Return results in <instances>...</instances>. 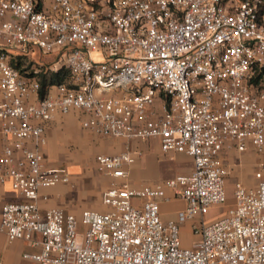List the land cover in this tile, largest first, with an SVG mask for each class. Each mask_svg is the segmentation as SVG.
<instances>
[{"label": "built area", "instance_id": "2783aa9c", "mask_svg": "<svg viewBox=\"0 0 264 264\" xmlns=\"http://www.w3.org/2000/svg\"><path fill=\"white\" fill-rule=\"evenodd\" d=\"M31 47L52 53L49 69L64 66L68 86L40 96L38 79L9 64V50ZM261 67L264 0H0V185L21 196L1 204L0 232L37 247L21 253L37 264H264V161L254 185L234 181L220 217L191 224L193 248L178 244L181 222L225 203L224 152L264 149V89L249 82ZM70 111L97 136L154 138L192 170L133 185L139 151L98 153L108 209L42 211L38 189L69 182L45 164V123ZM165 189L184 205L163 221Z\"/></svg>", "mask_w": 264, "mask_h": 264}, {"label": "crops", "instance_id": "0c3cea01", "mask_svg": "<svg viewBox=\"0 0 264 264\" xmlns=\"http://www.w3.org/2000/svg\"><path fill=\"white\" fill-rule=\"evenodd\" d=\"M226 5H230L234 0H224ZM259 88L264 89V82L259 81ZM81 115L76 111H70L65 115H56L45 123L44 135L46 143L42 148L45 157V164L48 167H63L68 175V183H57L50 187L39 188L37 205L40 210L55 207L63 212L71 213L78 217L83 209H93L106 211L107 206L101 203V194L108 184V178L92 171L93 155L98 153L114 154L127 146L133 151H139L132 164L128 168V179L133 185L150 184L164 179L172 178L179 174H186L192 170V159L183 153L171 155L163 154L159 150L158 142L154 138L147 140L130 139L125 141L120 138L101 137L83 129L80 126ZM2 138L0 137V148ZM249 152L256 153L251 148L243 152L234 149L224 152V158L231 171L235 173L232 178H225L224 191L226 201L223 204L211 206L208 211L200 217L195 216L184 220L178 226V244L181 248H193L199 240V235L191 231V224L200 221L208 223L220 217L226 207L232 204V186L234 181H240L246 186L255 183L252 174L244 175L236 167H240L247 158L242 156ZM264 149L261 152L262 154ZM235 156V157H234ZM234 157V158H233ZM232 158V159H231ZM244 159V160H243ZM88 160V166L83 167V162ZM243 160V162H242ZM264 161V156L256 163V168ZM254 169V170H255ZM238 171V172H237ZM88 176L86 185L75 193L74 184ZM73 183V185H72ZM74 187V197L71 191ZM165 198L158 201V212L161 220H173L176 214L183 208V201L174 196L172 190L165 189ZM21 199L20 194L12 189L7 183L0 185V206L4 202L17 201ZM9 243L5 235L0 232V262L4 264H20L14 255V249H20L19 258L22 264H37L29 259L21 257L24 251H36L37 247L32 248L27 243L15 240L11 241L12 248L5 250L4 245Z\"/></svg>", "mask_w": 264, "mask_h": 264}, {"label": "trees", "instance_id": "16d2710c", "mask_svg": "<svg viewBox=\"0 0 264 264\" xmlns=\"http://www.w3.org/2000/svg\"><path fill=\"white\" fill-rule=\"evenodd\" d=\"M25 55L23 54H11L9 53V64L18 71L19 74L23 76H35L39 82V95H43L46 89L50 85L54 84H65L69 85L70 77L69 72L64 66H60L56 69H49L50 64H35L37 72L34 73V67H29L30 61L25 64ZM37 63V62H36ZM264 74V67H261L252 74L249 78V82L254 86H258L261 77Z\"/></svg>", "mask_w": 264, "mask_h": 264}, {"label": "rangeland", "instance_id": "374dc122", "mask_svg": "<svg viewBox=\"0 0 264 264\" xmlns=\"http://www.w3.org/2000/svg\"><path fill=\"white\" fill-rule=\"evenodd\" d=\"M8 52L11 53V54H20L21 55V53L19 51H17V50H9ZM23 54L25 55V58H24L25 64H27L28 61L31 62L28 65L29 67L33 66L34 68H36L34 65L38 64V63L39 64H46V65L47 64H52L51 63L52 62L51 60L53 59L52 53H40L36 48L31 47L30 49L28 48L26 50V52L23 53ZM242 156H245L247 159L246 160L243 159L244 163H242V165L239 168L236 167L237 170L238 171L240 170L244 175H246L247 173L252 174V172L256 168L257 161L260 160V158H262L264 156V152L262 154H259L257 152L256 153L249 152V153H246V154H242ZM93 158H94V155H93ZM93 158H92V163H93V167H92L93 170L92 171H94V173H96V174H99L94 169ZM243 160H242V162H243ZM88 162H89L88 160L83 162V167L82 168H86L88 166ZM234 175H235V173L232 171L230 174H228L227 178H232ZM86 179H89V177L88 176H84V178L83 177L80 178V180H78L74 184L75 193H76L77 190L80 189V187L82 188L83 184H85V185L87 184L86 183L87 182ZM72 185H73V183H72ZM70 195H72V199H75V197H74V187H73V190L71 191ZM226 208H224V209H226ZM4 247H5V250L11 249L12 248V243L9 242V243L5 244ZM14 252H15L14 255H15L16 259L18 260V262L20 264H22V262H21V260L19 258L20 249H14Z\"/></svg>", "mask_w": 264, "mask_h": 264}]
</instances>
